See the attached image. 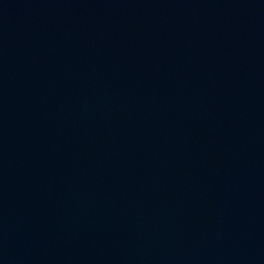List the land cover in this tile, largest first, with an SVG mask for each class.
<instances>
[{
  "label": "water",
  "instance_id": "95a60500",
  "mask_svg": "<svg viewBox=\"0 0 264 264\" xmlns=\"http://www.w3.org/2000/svg\"><path fill=\"white\" fill-rule=\"evenodd\" d=\"M0 264H264V0H0Z\"/></svg>",
  "mask_w": 264,
  "mask_h": 264
}]
</instances>
